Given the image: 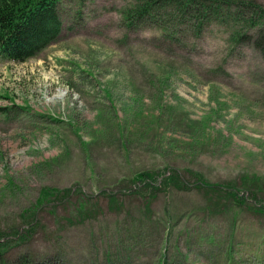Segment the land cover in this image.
<instances>
[{
  "label": "rangeland",
  "instance_id": "374dc122",
  "mask_svg": "<svg viewBox=\"0 0 264 264\" xmlns=\"http://www.w3.org/2000/svg\"><path fill=\"white\" fill-rule=\"evenodd\" d=\"M234 1L164 30L128 25L137 0H61L55 42L0 58V264H264L254 201L194 185L264 204V54L235 39L264 0ZM169 170L187 189L133 181ZM43 188L56 198L36 209Z\"/></svg>",
  "mask_w": 264,
  "mask_h": 264
},
{
  "label": "trees",
  "instance_id": "16d2710c",
  "mask_svg": "<svg viewBox=\"0 0 264 264\" xmlns=\"http://www.w3.org/2000/svg\"><path fill=\"white\" fill-rule=\"evenodd\" d=\"M60 2L61 0H0V58L6 61L24 62L35 57L47 45L55 42L62 31ZM236 3L237 1L234 0H137L131 11L128 10L125 18L128 25H132L144 17L149 18L150 21L162 17L163 22L159 23V26L168 30L166 20L170 16L174 19L190 16L197 21L198 26H201L214 18L229 17L232 5ZM243 5L252 8V15L248 21L255 28V34L236 33L235 39H252L253 45L264 54V8L253 1L244 2ZM158 6L162 9L161 11H157ZM197 176L194 185L200 184L213 192L224 189L229 197L242 205L247 204V200L250 199L254 201V206L251 208L264 214V204L257 200L255 193L247 192V196H239V191L232 185L207 184L202 177ZM158 178L152 172L143 171L137 173L133 181L152 189L171 185L177 189L188 187L175 170H169L168 174H164L159 180ZM245 179L249 181L252 179L253 182L259 184L261 178L252 175ZM69 192L71 190H67L65 195ZM54 193L53 189H41L35 201L36 209L49 202L51 198H56ZM27 225V229L33 228V221ZM23 235V233L16 232L12 238H20ZM10 240L8 235L0 234V252L6 250Z\"/></svg>",
  "mask_w": 264,
  "mask_h": 264
}]
</instances>
